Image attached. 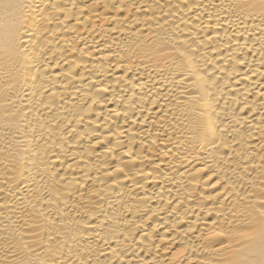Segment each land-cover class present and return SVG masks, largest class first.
I'll use <instances>...</instances> for the list:
<instances>
[{
    "label": "bare ground",
    "instance_id": "1",
    "mask_svg": "<svg viewBox=\"0 0 264 264\" xmlns=\"http://www.w3.org/2000/svg\"><path fill=\"white\" fill-rule=\"evenodd\" d=\"M0 264H264V0H0Z\"/></svg>",
    "mask_w": 264,
    "mask_h": 264
}]
</instances>
